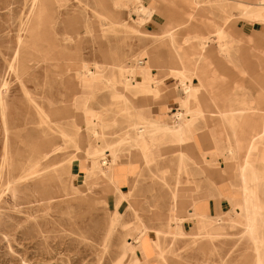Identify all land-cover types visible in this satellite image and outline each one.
<instances>
[{"label":"rangeland","instance_id":"rangeland-1","mask_svg":"<svg viewBox=\"0 0 264 264\" xmlns=\"http://www.w3.org/2000/svg\"><path fill=\"white\" fill-rule=\"evenodd\" d=\"M33 2L0 0V264H158L167 255V264H264V205L257 202V198L264 201V181L260 190H252L254 195L249 199L255 220L252 229L246 213L242 222L228 219L217 223L218 214L211 216L215 223L208 229H222V236L207 239L213 240L209 252L201 249L202 237L174 235L177 230L188 233L195 225L189 204L184 205L182 219L173 221L174 194L205 192L218 199L223 170L219 156L207 164L206 173L197 157L187 156L189 142L180 145L172 137L157 141L162 133L134 115L131 105L140 106V97L132 104L120 98L143 67L139 62L149 55L152 35L145 30L148 21L139 27L132 20L138 17L140 4H128V29L107 22L98 25L94 0H37L35 6ZM255 2L240 6L246 10L242 17L247 22H251L247 16H263L264 5L260 4L264 1ZM202 4L219 7L220 0ZM49 5L55 13H48ZM73 17L78 19L74 29L68 22ZM235 18L230 14L228 20ZM231 48H224V53H230ZM80 58L93 71L95 64L104 68L101 83L84 88L67 81L72 70L79 68L74 59ZM64 62L72 65V72L60 75L57 71L61 66L56 64ZM121 64L129 71L119 69ZM100 74L87 70L84 75L100 81ZM114 78L118 83L111 80ZM182 86L191 91L194 88L185 80ZM252 96L246 94L245 99ZM255 97L263 105L264 94ZM73 98L99 113L98 124L85 127L83 111L73 107ZM148 100L149 116L156 118L157 106L151 96ZM68 109L70 116L55 115ZM167 112L162 119L177 123L173 117L177 111ZM40 135L60 149L52 157L41 153L40 141H31ZM81 138L90 145L87 157L80 147ZM147 141L154 146V156L137 163L140 172L135 184L125 186L123 194L112 190L106 181L111 179L109 174L140 144L148 146ZM181 152L185 163L180 161ZM231 155L223 160L235 166L223 173L239 190L242 158ZM256 178L252 174L251 185ZM147 227L158 232V238ZM130 238L134 244L127 248ZM152 239L162 254L148 255L143 249ZM124 253L127 257L122 259Z\"/></svg>","mask_w":264,"mask_h":264},{"label":"crops","instance_id":"crops-1","mask_svg":"<svg viewBox=\"0 0 264 264\" xmlns=\"http://www.w3.org/2000/svg\"><path fill=\"white\" fill-rule=\"evenodd\" d=\"M132 1L140 4L137 7L138 17L132 18V20L139 27H143L148 21L145 30L152 35V38L151 40L148 39L150 47L147 51L149 55L143 59V67L137 71V78L131 82L136 85V88L130 89V92L125 90L127 98L122 94L120 98H126L125 100L130 101L128 103L132 104L136 95L137 99L140 97V100L137 101L140 106L131 105L133 109L136 108L134 115L136 120L139 121H151L158 124L168 123L162 117L170 113L167 112L168 110L177 111L173 113V117H176L179 124L184 125V121H188V124L185 122L183 126V140L178 143L182 145L189 142L191 151L189 150L187 156L192 159L197 157L196 161H200L205 165L206 173L207 164L219 156L223 171L235 166L232 162L228 163L229 165L226 164L224 158H229L231 154H237V157L242 158L239 169L240 179L236 186L239 190H236L230 184L229 177L225 176V172L222 171L220 172L218 199L212 198L211 194L205 192L201 194L189 192L181 195L177 191L174 194L176 214L172 215L173 221L182 219L180 215L184 212V205L189 204L190 217L195 224L190 232L184 233L177 230L179 232L174 233V235L187 234L202 237L201 249L209 252L212 248V241L222 236V229H208L210 223H215L211 216L218 214L217 223H223L228 219H232L234 222L245 221L244 213H246V217L248 216L245 189L260 190L261 183L264 181V102L261 105L255 97L256 94H264V19L247 16L251 20V22H247L243 18L245 17V10H241L240 6L244 7L246 2L256 3L255 0H220L219 7L203 5L202 3L206 0H94L98 9V11H95L98 25L102 27L107 22L112 26L131 29L126 24L125 17L126 13L130 12L128 4ZM51 9L52 7H50L48 13L55 11V9ZM106 14L109 17H106ZM230 14L236 17L235 20H228ZM104 18L107 20H104ZM68 22L74 29L78 19L73 17ZM133 29L137 31L136 28ZM47 40L48 37L45 34V43H47ZM226 46L232 47L230 53H224ZM29 50L34 54H39L31 48ZM43 59L47 61L45 58ZM74 61L79 63V68L72 70V78L67 79V81L80 83L84 88H91L102 82L103 67L95 64L93 71L90 69L89 64L81 58L74 59ZM59 65L61 68L57 72L60 75L72 72L69 69L72 65L65 62L64 64H56V66ZM122 67L129 71L128 67L122 64L119 69ZM87 70L93 73H101L98 77L100 81L85 79L84 74ZM183 79L192 81L194 87L192 91L186 92L188 89H184V86H182ZM113 80L118 83L115 78ZM112 81L109 83L110 86H113ZM160 81L161 83H159ZM191 81L189 82L191 83ZM173 85H176V87L174 88ZM164 86L166 88L172 86L173 89L166 91ZM115 87L116 85L112 88ZM132 90L138 91L133 92ZM127 94L131 95V99ZM246 94L253 96L245 99ZM148 96H151V101L155 102L157 106L158 114L156 118H150L151 116H149ZM72 100L76 102L73 107L83 111L85 127L86 124H98V112L88 108L85 103H77L78 99L76 98ZM71 114V109H68L65 113L58 112L55 115L60 118ZM162 137L158 135L156 140L160 141ZM167 138L170 139L171 137ZM42 140L47 139L42 138V135H40V139L36 138L31 141L33 143L40 141L41 143ZM172 140L177 141L173 137ZM81 142L80 147L85 149L84 153L87 155L90 145H88V141H84L82 138ZM147 144L149 146V156L145 157L144 151L140 153L132 152L129 156H125L120 160L121 162L114 169V173L109 174L111 179L106 181L110 182L112 190L115 192L121 190L123 194L122 189L125 186L135 184L140 172L137 163L152 160L154 156V146H152L151 141H147ZM251 148L252 151H249L248 149ZM40 150L45 156L47 155L41 144ZM230 150L232 151L230 152ZM247 158H250V161ZM180 161L185 163L183 152H181ZM248 166L253 168V172L250 173L251 169L247 170ZM244 169L247 170L245 173H243ZM252 174L254 178L257 177V182L254 181L251 185L249 179ZM101 175L106 174L102 172ZM247 179L248 181L245 183ZM257 202H262V205H264V201L260 198H257ZM228 208L230 209L224 212V209ZM113 224L114 220L111 225ZM148 230L152 232L151 229L148 228ZM262 232L264 234V231ZM152 233H157L158 238V232ZM208 238H213V240L208 241ZM133 244L134 239L130 238L126 241L127 248ZM157 244L152 239L143 249L148 255L160 254L161 250ZM162 252L164 253V250ZM126 257L127 253H124L122 259ZM259 259L257 258L258 261ZM163 260L164 262L158 264H167L168 255L163 256ZM260 261L259 263H261Z\"/></svg>","mask_w":264,"mask_h":264},{"label":"bare ground","instance_id":"bare-ground-1","mask_svg":"<svg viewBox=\"0 0 264 264\" xmlns=\"http://www.w3.org/2000/svg\"><path fill=\"white\" fill-rule=\"evenodd\" d=\"M255 1H264V0H255ZM36 2H37V0H34V2H33V4H34V6H35V4H36ZM38 2H39V0H38ZM260 5H264V3L262 4V2H261V4ZM37 6V5H36ZM41 7V6H40ZM49 7H50V5H49ZM48 7V8H49ZM249 9V8H248ZM247 9V10H248ZM258 9V8H257ZM246 11V10H245ZM248 13V12H247ZM250 13V12H249ZM255 14H257V13H255ZM263 14V16H262V18L264 19V13H262ZM244 15H246V14H244ZM258 15V14H257ZM260 15V14H259ZM31 16V15H30ZM106 16H107V14H106ZM252 16V15H251ZM257 18H258V16H256ZM255 18V17H254ZM29 19V18H28ZM260 20V19H259ZM28 21V20H27ZM217 30V29H216ZM218 30H219V28H218ZM217 30V31H218ZM173 39V38H172ZM21 41V40H20ZM202 45V44H201ZM200 45V46H201ZM22 46V45H21ZM206 46V45H205ZM203 51V50H202ZM61 61V60H60ZM75 62V61H74ZM71 64V63H70ZM184 78V77H183ZM150 79V78H149ZM191 79V78H190ZM194 79V78H193ZM112 80V79H111ZM183 80H186V79H183ZM151 81V80H150ZM149 81V82H150ZM187 81V80H186ZM148 82V81H147ZM189 82V81H188ZM109 83H111V81H109ZM159 83H161V81L159 82ZM187 83V82H186ZM190 83V82H189ZM191 83H192V81H191ZM157 84V83H156ZM202 84V83H201ZM206 84V83H205ZM184 85H185V83H184ZM207 85V84H206ZM153 86V85H152ZM189 86V85H188ZM136 88V85L135 84H133V83H130V85L128 86V88H126V90H127V92L130 90V89H135ZM140 88V87H139ZM141 88H143V87H141ZM151 88V87H150ZM153 88V87H152ZM185 88V87H184ZM192 88V87H191ZM188 89V88H187ZM6 90H7V86H5L4 87V89L2 90V93H4V92H6ZM144 90V89H143ZM195 90V89H194ZM201 90V89H200ZM133 91V90H132ZM134 91H138V90H134ZM133 91V92H134ZM130 92V91H129ZM148 92V91H147ZM187 93L189 92V90H187L186 91ZM192 93V92H191ZM198 94V93H197ZM143 95H145L144 93H143ZM124 96V95H123ZM188 96V95H187ZM125 97H126V95H125ZM136 97H137V95H136ZM122 98V97H121ZM127 98V97H126ZM125 98V99H126ZM186 99H188V98H186ZM129 103H130V101H128ZM186 102V101H185ZM190 102V101H189ZM78 106H79V104H78ZM81 106V105H80ZM82 107V106H81ZM184 107V106H183ZM259 107V106H258ZM136 109V108H135ZM260 109V108H259ZM190 111V110H189ZM261 111V110H260ZM192 112V111H191ZM194 112V111H193ZM210 113V112H209ZM229 113V112H228ZM234 113H236V112H234ZM86 114V113H85ZM211 114V113H210ZM216 114V113H215ZM84 115V114H83ZM88 115V114H87ZM217 115V114H216ZM255 115H258V114H255ZM180 116V115H179ZM178 116V117H179ZM190 116V115H189ZM201 116V115H200ZM259 116H261V115H259ZM186 117V116H185ZM190 118V117H189ZM234 118V117H233ZM257 118V117H256ZM142 119V118H141ZM229 119V118H228ZM231 120V119H230ZM158 121V120H157ZM207 121V120H206ZM235 121V120H234ZM142 122H144V123H147V124H149L156 132H161L162 133V135H163V137L160 139L161 141H164L167 137H173V138H176L177 139V141L178 142H181L182 140H183V137H182V135H183V133H184V128H183V126L185 125V122L186 121H184V125H182L181 123L179 124L178 122L177 123H175V124H167V123H160V124H158V123H153V122H146V121H142ZM188 122V121H187ZM186 122V124H188ZM191 122H193V121H191ZM255 123V122H254ZM92 124V123H91ZM87 125V124H86ZM261 126V125H260ZM92 127V126H91ZM96 127V126H95ZM94 127V128H95ZM93 128V127H92ZM237 128V127H236ZM238 129V128H237ZM88 130V129H87ZM90 130V129H89ZM92 130V129H91ZM254 130V129H253ZM186 131V130H185ZM238 131V130H237ZM236 131V132H237ZM186 135H189V134H186ZM235 135H236V133H235ZM260 135V134H259ZM250 137V136H249ZM240 138H241V136H240ZM38 139H40V137L38 138ZM160 141V142H161ZM36 142H38V141H36ZM240 142H242V141H240ZM239 142V143H240ZM54 143L55 142H51V140H42L41 141V145H42V147H43V150L45 151V153L47 154L46 156L47 157H52L53 155H54V153L57 151V150H60L59 148H55V146L53 147V145H54ZM245 143V142H244ZM262 143V142H261ZM141 146L139 147L138 146V148L139 149H137L136 151H134L135 153H140L141 151H144V155H145V157L146 156H148L149 155V148H148V146H146V144H145V142H143L142 144H140ZM250 145V144H249ZM253 145V144H252ZM36 146V145H35ZM238 146V145H237ZM251 146V145H250ZM249 146V147H250ZM52 147H53V149H52ZM84 147V146H83ZM230 147V146H229ZM244 147V146H243ZM252 147V146H251ZM228 148V147H227ZM245 148H247V147H245ZM83 149V148H82ZM193 149H194V147H193ZM236 149V148H235ZM85 150V149H84ZM243 150V149H242ZM249 150V149H248ZM38 151H40V150H38ZM232 150H230V152H231ZM235 151V150H234ZM246 151V150H245ZM85 152V151H84ZM108 152V151H107ZM249 152V151H248ZM42 153V152H41ZM243 153V152H242ZM97 154V153H96ZM45 155V154H44ZM84 155H85V153H84ZM95 155V154H94ZM86 156V155H85ZM184 156V155H183ZM46 157V158H47ZM87 157V156H86ZM250 157V156H249ZM184 159V158H183ZM248 163V162H247ZM96 165V164H95ZM246 165V164H245ZM245 171H247L246 169H244L243 170V173H245ZM32 174V173H31ZM105 174V173H104ZM25 177H27V176H25ZM109 179V178H108ZM247 181H248V179L247 180H245V183H247ZM246 190V192H245V198H246V203H247V207H246V210H247V214H248V216H249V229H252L253 228V226H254V224H255V220H254V218H253V216H252V213L249 211V199L251 198V197H253V195H254V193H252V190L251 189H248V188H246L245 189ZM133 240V239H132ZM151 244V243H150ZM158 245V244H157ZM155 247V246H154ZM157 249H159V248H157ZM154 250H156V249H154ZM153 252H155V251H153ZM159 252V251H158ZM154 254V253H153ZM157 254V253H156ZM161 254V253H160ZM259 261H260V259H259ZM261 262V261H260Z\"/></svg>","mask_w":264,"mask_h":264},{"label":"built area","instance_id":"built-area-1","mask_svg":"<svg viewBox=\"0 0 264 264\" xmlns=\"http://www.w3.org/2000/svg\"><path fill=\"white\" fill-rule=\"evenodd\" d=\"M141 64H143V62H141Z\"/></svg>","mask_w":264,"mask_h":264}]
</instances>
